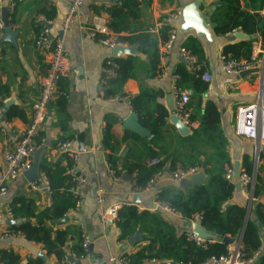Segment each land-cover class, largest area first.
I'll list each match as a JSON object with an SVG mask.
<instances>
[{
    "label": "crops",
    "instance_id": "crops-1",
    "mask_svg": "<svg viewBox=\"0 0 264 264\" xmlns=\"http://www.w3.org/2000/svg\"><path fill=\"white\" fill-rule=\"evenodd\" d=\"M70 1L20 0L13 11L7 13L8 25L17 35L14 45L7 41L0 43V163L2 150L13 147L16 136L30 120L40 78L45 74L49 61V56L38 50L34 41L40 31L47 27L65 46L68 73L60 79L58 93L49 104L47 116L38 134L41 141L39 144L36 142L30 163L32 165L37 157L38 177L42 178L43 174L39 171L41 163L54 164L60 161L61 166L66 165L62 159L63 154L55 150L59 145L72 141V148L77 152V173L85 180L80 187L82 205L78 210L70 209L55 223H48L53 230L76 232L78 229L89 238L90 253L72 264H109L110 257H122L140 248V245H125L126 242L119 240L115 226L107 230L101 228L94 202L96 191L103 193L107 206L115 205L120 208L122 205H135L138 212L155 214L173 226L176 235L191 231L192 223L183 220L181 215L163 211L156 206L154 193L144 192L137 196L131 192L132 178L136 174H127L126 166L139 164L152 169L158 165L147 167L146 162L154 157H161L163 160L159 164L162 165L160 171L153 174L159 173L156 192L164 187L179 186L187 193L193 188L191 184L184 187L180 182H172L168 178L171 166L175 169L196 167L198 170L194 175H202V182L206 179V169L223 171L225 180L226 172L231 170V180H226L235 186L230 202L245 206L247 217L254 219L250 213L251 203L259 202L264 207V195L249 199V194L241 187L237 189L236 184L238 175L246 173L249 168V176L253 179L252 190L257 183L256 177L260 178L258 185L264 186L261 164L264 153L261 148L256 166L253 142L237 136L234 128L237 107L257 101L264 106V79H260L256 68L237 75L222 70L219 59L222 48L227 43L237 41V38L230 41L228 37L240 31L225 36L214 34L211 15L217 8L218 0H138L139 17L134 23L129 20L136 32L158 35L161 28H157L156 23L171 13H180L174 23L177 29L176 40L167 59L159 62V74L148 77L144 57L140 56L135 78L125 82L120 95L121 98L131 99L143 88L163 94L158 103L164 104L169 109V114L157 137H152L139 125L137 119L129 121L134 113L123 99H111L119 96L105 94L110 91L109 83L114 79L107 78L104 73L106 61L135 55V46L125 43L124 49L117 52L100 45L88 35L87 28L92 18L100 16L108 26V11L119 5L121 0H84L72 24L63 28L62 23ZM193 4L196 11L188 14L186 19L182 10ZM2 8L0 24L3 27ZM261 15L264 18V7ZM0 31L1 39L3 33ZM111 32L117 38L130 35L129 31ZM189 37L195 38L202 45L205 53L204 72L210 75L208 82L202 80L207 84L205 91L193 96L185 90L189 96L187 108L195 124L192 129L182 126L174 118L166 101V97L171 95L175 70L179 65H185L179 49ZM160 46L161 44L158 48ZM252 46H257L259 50L264 47V43L257 39ZM110 167L120 180L116 181L111 177ZM43 177L46 179L44 175ZM30 183L23 175L16 181L8 182L6 196L0 197V232L12 233V236L0 242V255L3 251L12 253L18 258L17 264H39L38 260L41 264H58L59 261L54 256H46L42 245L28 242L21 234L10 229L16 222L7 215L9 203L13 199L21 196L31 199L37 212L51 205L52 197L43 187V182H35L36 188L31 187ZM259 233L264 250L263 227H260ZM236 238H240V235L233 239ZM75 242L72 235L68 245ZM167 262L172 261L146 264Z\"/></svg>",
    "mask_w": 264,
    "mask_h": 264
},
{
    "label": "trees",
    "instance_id": "trees-1",
    "mask_svg": "<svg viewBox=\"0 0 264 264\" xmlns=\"http://www.w3.org/2000/svg\"><path fill=\"white\" fill-rule=\"evenodd\" d=\"M138 5V0H121L119 5L108 11L110 20L108 28L113 32L129 31L130 35L118 39L128 46H135L137 53L113 59L117 65L116 77L109 83L110 91L105 92L107 96L122 95L125 82L135 78L140 56L144 57L148 77H155L160 72L158 45L166 40L167 28H161L158 35L136 32L130 26L129 20L134 23L138 19ZM263 7L264 0L217 1V8L211 15L214 34L225 36L240 31L248 37L227 43L222 48V55L234 60L249 59L252 43L257 39H264V18L261 15ZM183 48L197 57L200 69L196 73H190L185 65H179L175 70L176 84L194 96L205 91L207 87L200 78L204 72L205 53L202 45L193 37L186 39ZM161 98L163 94L160 91L143 88L130 99L137 122L152 137H157L161 133L169 114V109L158 103V99ZM40 141L38 137L37 144ZM62 159L66 162L65 166H61L60 161L39 165V171L46 177L49 185L51 205L37 212L31 199L22 196L13 199L9 203V212L16 222L10 229L21 234L26 241L42 245L46 256H54L57 261L66 257L68 253L79 260L86 254L82 247V232L78 229L76 232L53 230L48 226V223L53 224L60 220L74 207V199L69 191V176L66 174L69 159L66 154L62 155ZM161 168L162 165L147 169L139 164H132L126 166V173H135L134 184L142 188ZM174 169V166L170 167V171ZM246 171L249 175V168ZM223 174L221 170L206 169L205 181L194 185L187 193L178 186L164 187L155 194L158 202L171 205L188 223H192L195 214L199 215L200 226L216 236V239L206 241L205 245H197L185 233L176 235L173 226L155 214L147 211L138 212L135 205H122L117 210V219L114 223L118 239L126 242L125 245H140L135 252L123 255L127 259V264H144L149 260L200 264L208 258H217L225 254L227 244L222 242V238H235L241 232L242 249L247 255L261 247L259 230L264 226L263 205L252 202L250 213L254 219L246 218L245 206L230 202L235 186L226 181ZM259 180L260 178L256 177L257 183L252 190V199L264 195V186L258 185ZM72 235L76 242L68 245ZM17 260L12 253L1 252V263L17 264ZM38 263L41 264V261L38 260ZM257 264H264V253L258 258Z\"/></svg>",
    "mask_w": 264,
    "mask_h": 264
},
{
    "label": "built area",
    "instance_id": "built-area-1",
    "mask_svg": "<svg viewBox=\"0 0 264 264\" xmlns=\"http://www.w3.org/2000/svg\"><path fill=\"white\" fill-rule=\"evenodd\" d=\"M20 0H0V9L6 7L8 12L11 13L17 3ZM84 0H71L67 12L65 14L62 27L68 28L74 21L78 9L81 7ZM180 16L179 12L171 13L163 17L156 23L157 28H167V38L161 43L159 48V60L165 61L171 51L173 44L176 40L177 29L174 26L175 21ZM0 30L2 26L0 24ZM88 35L91 39L97 41L100 45L105 46L109 49L116 47H124L125 43L119 41L115 34H113L107 26L106 21L100 16H95L87 28ZM1 33V31H0ZM264 43V39L262 40ZM34 46L42 51L44 54L49 56L48 67L45 74L40 78L39 90L36 100L32 105L31 116L26 127L16 136L15 142L12 148H5L2 150V162L0 163V197H4L7 194V183L16 181L24 175L31 166V156L36 149V139L40 132V128L47 116L49 104L55 99L59 81L65 77L68 73V59L65 46L60 38L53 36L47 27H44L37 35ZM257 46H252L251 55L247 60H234L229 56L221 55L220 64L224 72L237 75L242 72L249 71L253 68L258 70L260 79H264V47L259 49ZM180 57L185 64L188 71L196 73L199 69V63L197 57L190 53L187 49L181 47L179 49ZM117 65L113 61H106L104 67V73L107 78L116 77ZM204 82L210 80L208 72H203L200 75ZM177 75L174 74L172 77L171 96H172V115H175L180 123L186 128L192 129L195 127L194 122L191 119L189 110L187 108L189 96L187 92L181 89L177 84ZM111 99H123L126 105L132 110L130 99L119 97H111ZM235 134L239 137L251 140L254 144L255 151V165L259 162L258 152L261 148H264V106L260 101L249 105H241L236 109L235 116ZM56 152L66 154L69 159V164L66 166V174L69 176L70 188L69 191L72 193L74 199V210H78L83 202V195L81 193V185L84 184L85 180L77 173L78 155L77 152L72 148V141H66L59 145ZM163 162L161 157H154L146 162L147 167H154ZM262 168L264 170V160L261 161ZM196 167L189 168H176L169 171L168 178L174 182L179 183L183 180L189 179L197 172ZM111 177L118 181L121 178L116 176L110 167ZM135 176L133 175L131 192L134 195H140L144 192H152L156 194L157 181L159 173L152 176L147 181L144 187H137L135 182ZM232 171L226 172V180H231ZM43 182V187L47 192L49 191V185L47 180L43 177L40 178ZM238 183L240 187L249 194L252 199V185L253 179L244 172L238 175ZM31 187L36 188L37 183L31 182ZM94 202L96 206V216L103 230H107L114 226L115 220L117 219L118 206H107L104 195L101 191H96L94 194ZM156 206L160 207L163 211L178 213L168 203H161L156 200ZM179 214V213H178ZM12 218L11 213L7 214ZM180 215V214H179ZM192 223L198 222L200 217L195 214L192 217ZM264 229V226H263ZM19 235V234H18ZM189 239L193 240L197 245H205L206 241L199 239L191 232L186 233ZM12 236L10 232H0V242L4 241L8 237ZM23 237L22 235H20ZM90 244L89 238L82 233V247L86 251V254L79 260L88 256V245ZM264 253L262 247H259L251 255H247L243 249L240 238H236L234 243L227 245L225 254L215 258L211 257L206 259L200 264H257L258 258ZM77 260L73 255L69 254L62 258L58 264H72L70 258ZM109 264H127V259L122 257H110ZM155 260L146 261V263H155ZM0 264H3L0 262Z\"/></svg>",
    "mask_w": 264,
    "mask_h": 264
},
{
    "label": "water",
    "instance_id": "water-1",
    "mask_svg": "<svg viewBox=\"0 0 264 264\" xmlns=\"http://www.w3.org/2000/svg\"><path fill=\"white\" fill-rule=\"evenodd\" d=\"M193 11H196L195 4L185 7L182 10V13L184 14L185 18L187 19L188 14L194 13ZM7 13H8L7 8L3 7L2 10H1L2 23H3V27H2L3 35H2V38L0 39V43H3L4 41H7V42L11 43L12 45H14L15 44V37L17 35V32L13 31L12 28L8 25ZM236 38L237 39H247V37L245 35H243L241 32H236L232 36L228 37V39L230 41H232L233 39H236ZM114 49H115V51L119 52L120 50H123L124 48L123 47H116ZM166 101H167V104H168L170 110H172V96L168 95L166 97ZM5 106H7V104ZM173 116L180 123L179 119L175 115H173ZM135 119H136L135 115H132L129 118V121L132 122V121H135ZM134 128L138 129L137 126H135ZM79 143L81 144V141H79ZM262 152L264 153V148H262ZM24 176L26 177V179L29 182H38L40 180L39 177H38V161H37V157L33 160V163L31 165L30 169L24 173ZM201 176L202 175H200V174L193 175L189 180L181 181L180 185L186 187L189 184H191V185L194 186V185L202 182V177ZM236 187H237V189H240V184L237 183ZM137 196H139V195H137ZM247 212L248 211H246V218H247ZM246 218H245V220H246ZM190 232L193 235L197 236L199 239H204V240H214V239H216V236L214 234L205 231L200 226V224L198 222H193L191 224V231ZM139 236L140 235H138V237ZM241 236H242V232L240 234V238H241ZM133 240H135V239H133ZM133 240H131V243H133ZM222 242L226 243L227 245H230V244L234 243V239L230 238V237H224V238H222ZM90 250H91V245L89 244L88 245V252L89 253H90ZM69 258H70L71 262L75 263V260L72 257H69ZM160 264H175V263L174 262H167V263H160Z\"/></svg>",
    "mask_w": 264,
    "mask_h": 264
},
{
    "label": "rangeland",
    "instance_id": "rangeland-1",
    "mask_svg": "<svg viewBox=\"0 0 264 264\" xmlns=\"http://www.w3.org/2000/svg\"><path fill=\"white\" fill-rule=\"evenodd\" d=\"M250 199V198H249Z\"/></svg>",
    "mask_w": 264,
    "mask_h": 264
}]
</instances>
